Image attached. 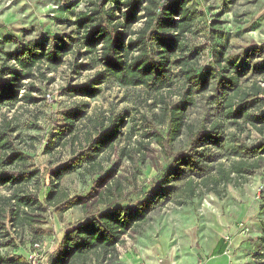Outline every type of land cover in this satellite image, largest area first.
<instances>
[{"label":"trees","instance_id":"trees-1","mask_svg":"<svg viewBox=\"0 0 264 264\" xmlns=\"http://www.w3.org/2000/svg\"><path fill=\"white\" fill-rule=\"evenodd\" d=\"M226 2L219 0L220 6ZM199 4V0H84V7L75 11L69 8L71 2L57 3L59 11L73 16L64 19L72 25L70 31L39 32L27 40L9 34L0 42V110L19 101L35 103L38 98L32 92L40 93L41 86L34 80H51L45 72L63 65L68 55H73L70 65L76 73L97 67L87 80L67 87L70 94L94 97L110 81L142 87L147 106L130 113L124 133L120 128L125 110L89 117L82 103L51 111L47 132L53 139L43 150L50 153L68 144L70 156L44 167L29 163L32 155L14 143V127L0 111V186L7 191L0 193V248L16 249L15 236L22 244L20 235L27 231L45 236L53 231L54 216L78 206L83 218L63 230L41 264H114L117 245L151 211L168 203L183 205L208 192L222 197L229 184L240 185L264 168V41L233 49L230 32L221 26L222 11L209 19ZM194 36L205 42H193ZM7 43L12 44L9 50L4 49ZM207 48L217 51L201 63ZM78 55L90 56V62L77 61ZM177 84L183 93L170 100ZM206 91L208 109L198 122L188 121L187 106ZM85 120L91 124L81 139L79 128L86 126ZM252 132L257 139L251 138ZM123 134L129 141L120 145ZM151 141L159 147V172L148 188L126 200V189L137 187L136 175L152 150ZM105 151H117L118 157L129 160L131 173L100 175L99 157ZM78 168L98 170L103 180L110 178L89 195H69L60 182ZM257 241L256 250L262 252L264 225ZM0 264L30 263L16 251H0Z\"/></svg>","mask_w":264,"mask_h":264},{"label":"rangeland","instance_id":"rangeland-1","mask_svg":"<svg viewBox=\"0 0 264 264\" xmlns=\"http://www.w3.org/2000/svg\"><path fill=\"white\" fill-rule=\"evenodd\" d=\"M72 3L69 6L78 10L84 7V0H0V42L9 34L16 35L22 40L35 38L37 33L47 31L48 34L66 33L71 30L72 25L64 19L73 20L68 11H59L57 3L61 6ZM226 4L220 6L219 0H199L198 5L206 14V18H213L215 13L222 11L220 20L223 21V30L229 31L228 42L233 44V49L248 45L252 41H264V0H226ZM64 6V5H63ZM216 7L219 9L217 10ZM65 8V7H64ZM66 8V9H69ZM72 9V8H71ZM217 11V12H216ZM54 15V16H53ZM241 27V32L237 30ZM195 43H204L202 36L191 37ZM12 44L7 43L4 49L9 50ZM217 51V50H215ZM214 51V52H215ZM210 49L204 52L201 63H205L209 57L215 55ZM93 56V54H92ZM90 56L78 55L77 61L88 63ZM73 55L66 56V61L54 71L45 72L46 77L51 80L36 79V84L41 86V92H32L37 101L26 104L22 101L15 103L11 108H3L4 119L10 121L14 127L12 139L14 143L24 151L32 155L29 163L35 167H44L51 163L58 165L70 156L68 144L64 147L57 146L52 152L45 153L43 147L45 142L53 139V134L47 132L48 117L51 111L68 108L73 105L86 104L83 107L85 115L95 117L98 113L109 115L110 111H127L123 116L121 131L124 133L126 122L130 113L136 110H144L146 106V95L142 87H125L114 82H105L101 85L102 90L94 97L79 96L68 92L67 87L79 84L92 76L96 68L81 69L77 73L71 68ZM97 63L93 60V64ZM178 81V80H177ZM170 100H177L183 93L179 84L175 85ZM66 90V91H65ZM195 95L193 104L187 106L186 119L190 122H198L207 108V94ZM47 94L50 96L47 97ZM169 96V95H167ZM149 103L151 100H147ZM137 115V114H136ZM3 116L0 117V123ZM86 126H81L79 137L83 138L84 130L91 124L83 121ZM258 134L252 132L251 138L257 139ZM120 145L127 144L129 140L123 134ZM136 139V138H135ZM151 151L147 154L146 163L141 166V174L136 175L137 187L126 189V200L135 199L139 189L148 188L153 177L159 172L157 168L162 164L159 147L153 141L150 142ZM99 159L102 164L101 173L90 169L89 172L78 168L64 174L61 186L69 195H89L104 186L110 175L104 180L99 176L105 171L113 174H129L133 170V164L124 157H118L117 151H105ZM102 181V182H101ZM103 184V185H102ZM102 185V186H101ZM42 192L44 190H41ZM6 189L0 186V193H6ZM260 197L262 198H259ZM264 168L255 171L248 176L246 181L240 185L229 184L226 194L222 197L208 192L200 197L193 198L183 205L168 203L160 209L149 213L147 220L140 223L133 231L124 236L118 244L117 261L114 264H127L131 258L130 253L139 251L144 261L146 257H155L158 262L162 258L169 260L179 257L191 258V254L201 246L203 238L208 241L222 237L226 242L235 239L237 241L238 264H264V250H256L258 237L264 225ZM83 214L78 206H74L62 213L61 217L54 216L52 232L45 236L35 237L30 231L21 234L22 244L19 236L15 238L18 245L16 249L12 246L0 248L2 253L16 251L25 257H39L45 260V252L54 248L57 239L63 230L71 224L79 222ZM217 223L221 224L219 235H214L213 230ZM47 224H44V226ZM247 228L246 233L241 234V229ZM240 234V236H238ZM221 235V236H220ZM239 239H241L239 241ZM234 244V241H233ZM232 244V245H233ZM156 250L161 256H156ZM258 254H254L256 252ZM179 253H183L180 256ZM159 254V253H158ZM241 257V258H240Z\"/></svg>","mask_w":264,"mask_h":264},{"label":"crops","instance_id":"crops-1","mask_svg":"<svg viewBox=\"0 0 264 264\" xmlns=\"http://www.w3.org/2000/svg\"><path fill=\"white\" fill-rule=\"evenodd\" d=\"M220 228L221 224L217 223L213 230L215 237L216 235L220 234ZM238 236H240V234ZM214 239L215 240L213 241H208V239L203 238L201 241V246L197 249V251L191 254V258L189 259L179 257L180 259L177 261L175 259L169 260L167 258H162L158 262L155 257L147 256L144 261L141 253L137 251L136 253H130L131 258L127 259V264H137L138 261H142L144 264H238L236 262H240V260L237 259L240 254L238 255V251H236L238 243L235 241V239H233L230 244L222 239V237ZM240 240L241 239H239V241ZM156 254V256H161L160 252L157 250ZM179 254L182 256L183 253ZM240 256L242 257V255Z\"/></svg>","mask_w":264,"mask_h":264},{"label":"built area","instance_id":"built-area-1","mask_svg":"<svg viewBox=\"0 0 264 264\" xmlns=\"http://www.w3.org/2000/svg\"><path fill=\"white\" fill-rule=\"evenodd\" d=\"M49 96H50V95L47 94V97H49ZM246 231H247V228H246V227H243V228L241 229V233H246ZM117 248H119L118 245H117ZM27 260L29 261L30 264H41V262H42V260L40 259V256L37 257V258L32 257V256H29V257L27 258ZM137 264H144V263H143L142 261H138Z\"/></svg>","mask_w":264,"mask_h":264}]
</instances>
